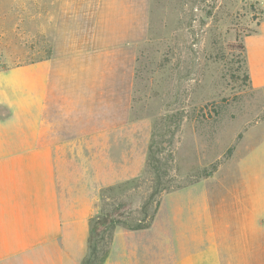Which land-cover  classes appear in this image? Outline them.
Wrapping results in <instances>:
<instances>
[{"label":"crops","instance_id":"0c3cea01","mask_svg":"<svg viewBox=\"0 0 264 264\" xmlns=\"http://www.w3.org/2000/svg\"><path fill=\"white\" fill-rule=\"evenodd\" d=\"M133 45L0 69V264H82L102 191L144 176L153 121ZM244 46L263 87L264 20ZM246 169L165 194L148 228L117 225L103 264H264V171Z\"/></svg>","mask_w":264,"mask_h":264},{"label":"rangeland","instance_id":"374dc122","mask_svg":"<svg viewBox=\"0 0 264 264\" xmlns=\"http://www.w3.org/2000/svg\"><path fill=\"white\" fill-rule=\"evenodd\" d=\"M263 20L264 0H0V69L133 43L151 142L161 164L169 159L172 189L161 202L202 181L215 187L216 175L231 186L232 174L217 173L243 164L247 173L264 171V86L253 87L239 48ZM152 176L104 199L134 212Z\"/></svg>","mask_w":264,"mask_h":264},{"label":"trees","instance_id":"16d2710c","mask_svg":"<svg viewBox=\"0 0 264 264\" xmlns=\"http://www.w3.org/2000/svg\"><path fill=\"white\" fill-rule=\"evenodd\" d=\"M239 48L244 51V45ZM149 155L147 159L145 174L141 179L152 173L151 186L147 196L144 198L137 211L129 213L126 216L124 212L129 211L123 201L108 202L104 199L103 193L107 190L126 185L128 183L103 190L100 195L101 211L92 219L90 225L89 238L87 242V255L82 264H103L108 256L113 230L117 225H122L128 229H145L151 224V221L158 209L160 195L171 191L172 180L169 179V159L162 161L158 159L159 150L156 143H150ZM170 157V156H169ZM137 180V181H139ZM136 182V181H132ZM111 205L113 207H111ZM137 212V215L135 214ZM128 213V212H127Z\"/></svg>","mask_w":264,"mask_h":264}]
</instances>
